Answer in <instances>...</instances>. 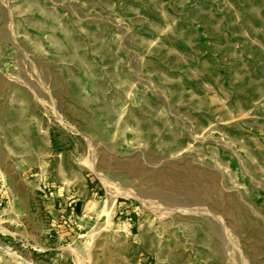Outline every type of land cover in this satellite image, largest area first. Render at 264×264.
Listing matches in <instances>:
<instances>
[{"label": "rangeland", "instance_id": "1", "mask_svg": "<svg viewBox=\"0 0 264 264\" xmlns=\"http://www.w3.org/2000/svg\"><path fill=\"white\" fill-rule=\"evenodd\" d=\"M0 264H264V0H0Z\"/></svg>", "mask_w": 264, "mask_h": 264}, {"label": "crops", "instance_id": "2", "mask_svg": "<svg viewBox=\"0 0 264 264\" xmlns=\"http://www.w3.org/2000/svg\"><path fill=\"white\" fill-rule=\"evenodd\" d=\"M45 200L48 214L50 215V218L53 222L52 225L55 227L51 229L50 237L54 240L61 239L62 236L66 235L65 232L75 231V228L70 226V219L76 218V211H74V207L72 206V202H69V199L66 198L63 194L55 193L51 196L46 195ZM75 203V202H74ZM77 206V204H76ZM69 222V223H68ZM74 224V221H73ZM62 233V234H61ZM70 234V233H68ZM52 242V241H51ZM55 251L54 249H51V251ZM59 250V249H57Z\"/></svg>", "mask_w": 264, "mask_h": 264}, {"label": "built area", "instance_id": "3", "mask_svg": "<svg viewBox=\"0 0 264 264\" xmlns=\"http://www.w3.org/2000/svg\"><path fill=\"white\" fill-rule=\"evenodd\" d=\"M76 224V223H75Z\"/></svg>", "mask_w": 264, "mask_h": 264}]
</instances>
